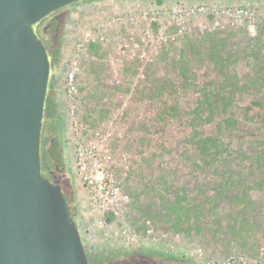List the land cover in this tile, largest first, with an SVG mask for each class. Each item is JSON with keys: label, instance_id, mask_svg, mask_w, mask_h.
<instances>
[{"label": "rangeland", "instance_id": "rangeland-1", "mask_svg": "<svg viewBox=\"0 0 264 264\" xmlns=\"http://www.w3.org/2000/svg\"><path fill=\"white\" fill-rule=\"evenodd\" d=\"M141 1L168 12L143 20V9L128 11L130 0H92L60 14L53 104L61 120L45 126L43 161L71 182L90 260L113 264L125 251L166 253L185 264L263 260L264 0ZM130 13L129 29L141 41L146 25L155 36L114 60L92 42L79 69L84 120L112 133L108 165L124 196L103 228L72 175L65 133L61 148L54 140L65 128L64 60L71 56L64 53L98 24L125 30L114 17ZM61 26L52 16L39 30L50 39ZM210 90L229 91V99L208 104ZM195 137L217 144L204 155Z\"/></svg>", "mask_w": 264, "mask_h": 264}, {"label": "water", "instance_id": "water-1", "mask_svg": "<svg viewBox=\"0 0 264 264\" xmlns=\"http://www.w3.org/2000/svg\"><path fill=\"white\" fill-rule=\"evenodd\" d=\"M92 0H0V264H91L43 136L54 66L40 25Z\"/></svg>", "mask_w": 264, "mask_h": 264}, {"label": "built area", "instance_id": "built-area-1", "mask_svg": "<svg viewBox=\"0 0 264 264\" xmlns=\"http://www.w3.org/2000/svg\"><path fill=\"white\" fill-rule=\"evenodd\" d=\"M130 1L127 4L128 11L132 12L139 9L141 12L143 9V20L147 19L150 13L163 15V12H168V6L165 5L152 6V4H149L141 7V0ZM132 18L131 13L114 17V21L120 27L126 25L125 30H119L118 28L113 30L102 24L96 25L93 30L86 32L85 36L78 38L70 50L66 48L64 53L66 56H71L68 61L64 60V67H66L64 96L67 103L65 104L64 121L70 167L76 184L84 190V198L87 199L92 212L98 215V224L103 228L109 226L107 214L112 213L116 217L119 215L115 206L122 203L124 196L121 195V188L116 184L111 166L108 165L110 162L108 144L112 133L108 128L105 130L100 126H90L84 120L83 116L86 111L85 104H82V92L79 87V69L82 60L89 58L88 48L92 42L100 44L106 55L114 60L116 54L124 58L132 57V52L139 48L142 43H148V37L153 38L155 36L150 26L142 22L143 25H146L143 28L146 33L141 41V38L129 29V20H132ZM172 23V21H168L169 25H172ZM177 27L179 33H185V25L177 23ZM166 28H168V25L163 24L161 32L164 33ZM190 31H193V29L191 28ZM261 257L263 260L253 256L245 259L242 257L241 260L232 257L225 260L223 264H264V256Z\"/></svg>", "mask_w": 264, "mask_h": 264}, {"label": "trees", "instance_id": "trees-1", "mask_svg": "<svg viewBox=\"0 0 264 264\" xmlns=\"http://www.w3.org/2000/svg\"><path fill=\"white\" fill-rule=\"evenodd\" d=\"M64 11H65V9L59 11L58 13H56L54 15V17L57 18V20H62V26L60 27V29L58 31L56 30V32L54 31V33H52V36L50 39H45L49 48H50L51 54H52L53 65H55L60 60V49H61V45H62V38H63V34H64L65 20H66V15L61 16L60 14ZM91 47L94 48V47H96V45L93 43V44H91ZM55 84H56V82L54 80L52 82L51 91H50V95L48 98L46 127H48L51 123H55V122L57 123L58 121L61 120V116L58 112L57 104H53L54 103V87H55ZM223 95L224 96L221 97V91H219V90H210L204 94V99L207 101L208 104H213L214 102L219 103L222 100H224L225 98L229 99V91L227 92L226 97H225L226 93ZM261 102H264V98L261 100ZM62 131L63 132L60 134L61 137H57L55 140L57 146H59L60 148L63 146V135L65 133L64 132L65 128H63ZM194 139H195V142L197 144V148L201 149L200 152L203 153L204 155H207L208 151L214 149L213 144L214 145L217 144L215 141H213L212 138H209V137H206V138H204V137L196 138L195 137ZM207 158H208V156H207ZM64 183H65L64 184L65 189L67 191V194L64 193V195L67 198L69 210L71 212V215L74 218L75 213L77 211V205H76L74 198L72 196L73 188H72L70 181L65 180Z\"/></svg>", "mask_w": 264, "mask_h": 264}, {"label": "flooded vegetation", "instance_id": "flooded-vegetation-1", "mask_svg": "<svg viewBox=\"0 0 264 264\" xmlns=\"http://www.w3.org/2000/svg\"><path fill=\"white\" fill-rule=\"evenodd\" d=\"M54 129H52V131H54ZM57 137H61V136L59 134L55 135L54 140H56ZM44 165H45V170L48 176L50 177V179L53 182L60 184L62 187L63 193L67 194V191L64 186L65 180H64L63 174L62 173L57 174L59 170H55V164H53V168H50L46 163H44ZM52 176L55 179H53ZM90 261H91V264H102V262H100L98 259H95V258H93ZM112 262L113 264H185L177 260V258H175L174 256L168 255L166 253L155 254V253H146V252H138V251H134V252L125 251L124 253L115 257L112 260Z\"/></svg>", "mask_w": 264, "mask_h": 264}]
</instances>
